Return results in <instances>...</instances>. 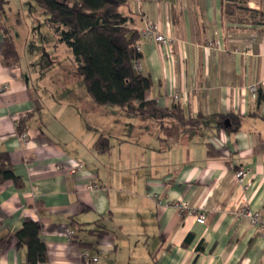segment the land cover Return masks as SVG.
Listing matches in <instances>:
<instances>
[{
  "label": "crops",
  "instance_id": "crops-1",
  "mask_svg": "<svg viewBox=\"0 0 264 264\" xmlns=\"http://www.w3.org/2000/svg\"><path fill=\"white\" fill-rule=\"evenodd\" d=\"M225 1L122 8L131 28L153 22L172 38L138 40L147 99L181 115L159 121L95 104L70 49L38 39L37 4L5 0L0 22L17 59L2 63L0 30V152L23 186L0 182V264H27L13 236L24 219L41 225L43 264H83V252L96 264H264V232L237 214L244 203L264 209V23L244 10L261 13L264 0L224 10ZM45 53L63 70L59 80L38 64ZM67 59L70 69L60 64ZM253 84L263 96L252 97ZM27 114L22 138L15 126ZM99 136L105 152L93 146ZM238 169L248 170L243 181Z\"/></svg>",
  "mask_w": 264,
  "mask_h": 264
},
{
  "label": "trees",
  "instance_id": "trees-1",
  "mask_svg": "<svg viewBox=\"0 0 264 264\" xmlns=\"http://www.w3.org/2000/svg\"><path fill=\"white\" fill-rule=\"evenodd\" d=\"M33 1L46 14L45 22L53 32L56 43L64 44L70 49L75 70L95 104L117 106L129 115L159 121L167 117L180 118L179 111L161 108L155 100L146 97L152 81L148 75L142 74L136 68L141 58V53L136 48L139 33L128 25L129 18L122 11L128 0ZM227 1L223 3L224 10L229 6L239 7L240 1L244 0ZM4 4L5 0H0V16ZM244 10L250 13L253 23H264V11L258 13L247 8ZM258 15L259 21L256 19ZM0 30L1 61L8 65L17 59V51L1 22ZM261 96L263 94L259 93V97ZM28 117L27 114L16 123L18 134H23L28 129ZM93 146L98 152H105L109 148L108 139L99 136ZM7 180L12 181L17 188L23 186L22 179L15 174L7 153L0 152V182ZM104 233L106 230H98L96 236ZM13 236L17 245L25 248L27 264H43L47 261V250L39 222L24 219L22 226L13 232ZM72 239L77 241L76 235ZM6 241L7 236L0 238V246H4ZM78 244L84 245L79 241Z\"/></svg>",
  "mask_w": 264,
  "mask_h": 264
},
{
  "label": "built area",
  "instance_id": "built-area-1",
  "mask_svg": "<svg viewBox=\"0 0 264 264\" xmlns=\"http://www.w3.org/2000/svg\"><path fill=\"white\" fill-rule=\"evenodd\" d=\"M139 37L145 38V39H151L157 43H163V44H171L172 38L169 36L164 35L158 24L153 22H146L142 28L138 30ZM136 48L139 50V44L136 45ZM138 67V64H136V68ZM250 91L252 97H258L259 90L258 86L256 84H253L250 86ZM264 101V97H263ZM26 134H21L22 138H25ZM248 175L247 169H238L236 171V177L238 181H243L245 177ZM175 206L180 211L190 210L188 205L185 202H177L175 203ZM237 214L239 217H243L248 219V221L255 227H257L261 232H264V209H251L246 203L242 204ZM204 215L201 213H198L197 216V222L203 223L204 222ZM67 236L69 238L73 237V232L68 231ZM82 259L83 264H96L97 259L95 257H89L85 252L82 253Z\"/></svg>",
  "mask_w": 264,
  "mask_h": 264
},
{
  "label": "rangeland",
  "instance_id": "rangeland-1",
  "mask_svg": "<svg viewBox=\"0 0 264 264\" xmlns=\"http://www.w3.org/2000/svg\"><path fill=\"white\" fill-rule=\"evenodd\" d=\"M41 16H42L43 19L46 16V14L42 10H40L39 13L36 15V17H38L39 20H40V22H38L37 25L41 26L40 29L38 28V30H37V36H38V39H40L42 41L44 40L45 42H49L52 39L51 37H54V34H53V32L50 33V32H46L45 30H44V32L42 31L43 28L45 29V27L43 26L44 25V20L41 21V19H42ZM63 47H65L64 48L65 50L62 49V51H67L66 54H63V55L67 56L68 55L67 53H70L69 50H68L69 48L66 47V46H63ZM42 51H43V49H42ZM53 51H54V53H57V51H55V50H53ZM62 53H64V52H62ZM52 56H53V54H52ZM52 56L47 54V53L43 54V56L41 58V61H40V63L38 62V64H40L43 67V69H48L47 74L48 75L50 74L51 79L55 77V79L59 80L60 79L59 75L63 74L61 72L63 70L57 69V68H53L52 69V66H56V63H57V61H56L57 59H53ZM73 63H74V61H73ZM60 64H62V66L66 65V68L70 69V62H69L68 59L65 60V61L60 62ZM43 71L44 70H41V72H43ZM57 86L60 87V85H57Z\"/></svg>",
  "mask_w": 264,
  "mask_h": 264
}]
</instances>
